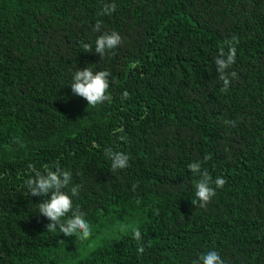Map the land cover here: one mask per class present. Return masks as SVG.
<instances>
[{"label":"trees","instance_id":"trees-1","mask_svg":"<svg viewBox=\"0 0 264 264\" xmlns=\"http://www.w3.org/2000/svg\"><path fill=\"white\" fill-rule=\"evenodd\" d=\"M97 21L122 38L104 58L81 47ZM233 36L222 92L214 61ZM87 66L111 73L110 102L72 94ZM107 148L129 166L113 172ZM205 155L227 183L200 208L187 166ZM53 163L81 185L87 240L46 231V197L28 196V165ZM210 250L264 264V0H0V264H192Z\"/></svg>","mask_w":264,"mask_h":264},{"label":"clouds","instance_id":"clouds-1","mask_svg":"<svg viewBox=\"0 0 264 264\" xmlns=\"http://www.w3.org/2000/svg\"><path fill=\"white\" fill-rule=\"evenodd\" d=\"M116 11V4L105 3L99 15H111ZM101 33L95 40L94 47L90 43L81 41L84 53H92L93 50L101 58L117 48L122 43L120 34L116 31H102V22L97 21L93 28ZM239 38L233 36L225 42V47H220L215 57L216 71L218 78L223 82L222 92H227L233 78L238 76L235 71L229 69L236 63L237 47ZM111 73L105 70L94 71L90 67L76 70L72 75L70 84L72 94L84 98L89 106L95 107L105 101L110 102L112 97L108 94L110 88ZM122 99H128L129 93L124 91ZM233 126H234V122ZM105 155L111 162V170L126 169L129 166L130 156L123 151L107 148ZM211 157L205 155L203 161L193 160L188 164V169L197 177L193 180L195 200L192 203L196 207L206 208L216 196V189H222L227 183L226 179L217 176L213 179L209 171L202 166ZM29 177L25 181L28 196L46 197L38 205L37 213L45 217L50 223L46 225V231L62 233L65 237H75L80 241L87 240L92 235V227L86 219V213L80 206L74 205L73 198L78 197L81 185L72 184V173L63 170L58 163L45 164L42 169L29 164ZM70 191H67L69 189ZM135 187V186H134ZM133 238L137 241V252L143 254L145 246L139 227L132 228ZM64 242L63 240L59 243ZM192 264H225L219 252L210 250L199 254Z\"/></svg>","mask_w":264,"mask_h":264}]
</instances>
